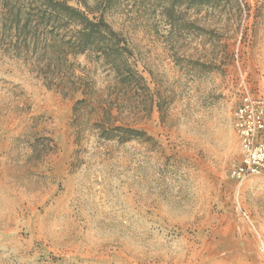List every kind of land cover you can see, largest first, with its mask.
I'll use <instances>...</instances> for the list:
<instances>
[{"label":"rangeland","instance_id":"1","mask_svg":"<svg viewBox=\"0 0 264 264\" xmlns=\"http://www.w3.org/2000/svg\"><path fill=\"white\" fill-rule=\"evenodd\" d=\"M104 17L150 88L122 114L145 134L102 137L79 93L0 50V264H264V171L232 177L234 111L264 99V0H112ZM75 61L102 92L109 74Z\"/></svg>","mask_w":264,"mask_h":264},{"label":"trees","instance_id":"2","mask_svg":"<svg viewBox=\"0 0 264 264\" xmlns=\"http://www.w3.org/2000/svg\"><path fill=\"white\" fill-rule=\"evenodd\" d=\"M77 1L81 8L67 0H0V50L27 63L48 88L65 97L79 93L74 118L88 115L89 126L102 137L121 142L139 138L145 133L122 119L124 104L129 93L150 88L130 60L125 37L104 17L112 0ZM78 55L109 74L102 92L84 73L78 74ZM153 104L150 97L149 111Z\"/></svg>","mask_w":264,"mask_h":264},{"label":"built area","instance_id":"3","mask_svg":"<svg viewBox=\"0 0 264 264\" xmlns=\"http://www.w3.org/2000/svg\"><path fill=\"white\" fill-rule=\"evenodd\" d=\"M234 125L242 158L232 170V177L243 181L264 171V99L245 93L234 111Z\"/></svg>","mask_w":264,"mask_h":264}]
</instances>
